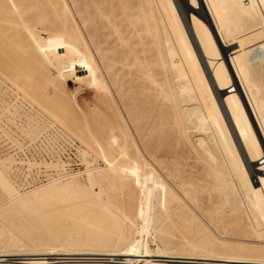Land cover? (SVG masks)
<instances>
[{"label":"rangeland","instance_id":"obj_1","mask_svg":"<svg viewBox=\"0 0 264 264\" xmlns=\"http://www.w3.org/2000/svg\"><path fill=\"white\" fill-rule=\"evenodd\" d=\"M145 1L150 5H145L143 16L146 20L140 27L144 38L139 47L143 63L140 79L135 82V77L126 76L123 88L118 87L117 77L107 69L91 36L95 27L84 23L75 0H63L61 4L69 9L68 17L57 15L50 6L35 9L31 6L19 9L0 6V176L14 189L11 195L0 185V255L27 254L16 257L19 259L50 257L45 260L48 263L57 262L56 258H67L71 262L66 264H78L82 263L79 260L91 257L86 254L95 253L100 255L98 258L120 254L116 251L121 247H115V242L126 229L123 215H130L138 222L137 205H140L145 217L155 216L152 204H156L159 196L153 180L156 175L161 176V181L183 201V212L179 215L174 214L176 204L165 207L173 249L205 231L217 241L233 243L232 247L264 249L263 137L260 138L262 144L259 142L250 154L254 165L237 173H253V179L247 183V189L251 187L249 192L255 198L252 201L244 189L246 177L235 175L234 168L219 149L226 133L225 119L216 116L210 131L189 130L186 119L189 107L184 98V90H187L191 103L204 119L207 106L213 108L222 100L214 99L189 45L191 39L200 40L209 35L210 26L221 21L230 32L226 33L228 38L236 41L233 48L239 53L240 67L247 75H256L262 81V88L254 99L259 115L264 117V18L257 3L254 0H168L165 8L162 6L165 0ZM39 3L44 4V0ZM231 3L237 10L240 7L245 10L242 24L235 27ZM173 13L176 14L175 21H171ZM67 18L73 22L69 20L65 24ZM171 22L174 28L170 29ZM66 25L78 29L83 47L71 43L72 33ZM147 28L152 30L151 36L147 34ZM104 38L100 36L98 42L107 49ZM210 43L211 38L205 47L215 77L223 85L226 66ZM78 48L82 51L84 48L90 55L94 70L98 71L107 88H79L81 83L75 82L79 64L69 59L60 61V57L74 56ZM228 71L234 78L233 71ZM149 73L156 78L157 87L145 80ZM65 82L71 83L70 88H65ZM232 116L242 118L239 110ZM92 135L101 147L92 141ZM113 135L118 142L111 146ZM202 138L206 139V146L198 143ZM123 151L128 156L122 155ZM111 162L114 165L110 168L107 164ZM131 163L141 166L142 172L134 176L127 173L126 168ZM88 172H93L96 178L99 173L106 174L102 191L95 182L92 189L98 195L89 204L76 202L61 219L55 214L56 205L47 207L44 204L43 212L36 216L29 213L30 210L14 209L17 194L33 193L54 184L64 185L72 177L76 178L75 185L91 190ZM148 200L152 203L150 208L146 205ZM47 203L53 205L54 202L48 200ZM105 204H111V213L97 207ZM93 215L99 220L95 227L98 233L114 243L105 248L96 247L104 251L72 250L60 243L50 244L47 249L30 246L32 239L47 240L49 233L63 232L68 226L91 225ZM47 223L54 224L53 229L48 230ZM90 230L91 226L87 231ZM9 240L18 241L20 245L11 248ZM151 249H155L152 244ZM133 253L148 255L144 246ZM209 253H194L187 248L184 252H172L155 259L201 264L208 261L194 259L215 257L219 260L222 257L220 260H237L230 257L241 255L246 257L241 258L242 261H252L247 259L264 257L260 253L241 254L235 249L221 247L214 257ZM8 262L0 261V264L28 261Z\"/></svg>","mask_w":264,"mask_h":264},{"label":"bare ground","instance_id":"obj_2","mask_svg":"<svg viewBox=\"0 0 264 264\" xmlns=\"http://www.w3.org/2000/svg\"><path fill=\"white\" fill-rule=\"evenodd\" d=\"M166 1L168 0H165L162 3V6H165V8ZM254 1L257 3L256 4L254 2L257 5V9H259L261 13L260 15L263 19L264 0ZM62 2L63 0H44V4H40L39 0H0V6L13 9H19V7L28 6H31V8L34 9L39 8L38 6H44L45 8L50 6L55 10V12H57V15H64L65 17H68L70 11L66 6L61 5ZM75 4L77 5V9L81 17H83L82 19L84 23L90 26L91 28H93L92 26L95 27V29L93 28L94 30H92L93 33H91V36L96 42L99 53L104 57L103 59L106 62L107 69L111 71V73L114 74L115 77H117L116 82L118 87L123 88L125 78H127L126 76L135 77V82L139 81L143 65L140 58L139 47L143 45L144 39L142 33L143 31L140 30V27L146 20L143 16V11L146 10L145 5L147 7L149 2L145 0H75ZM231 7L233 18H235V24H233V26L235 27V25L242 24V19L245 14V10L242 7H240L239 10L235 9L234 3H231ZM173 16L174 18L171 21H175L176 19V14H174ZM69 20L67 18V20H65V24H68ZM70 21L73 22L72 19ZM171 24L172 25L169 27L170 29L172 27L174 28L173 22H171ZM68 27L69 26H67V28ZM210 27L211 33L209 35L200 40L191 39L189 41V45L193 55L197 60L198 66L202 69L203 73L207 78V83H209V86L211 87V93L214 99H216V97H219L222 100L219 105H214L213 108L207 106V115L204 119L203 117H201L200 112L197 111L191 103L190 92L184 90V98H186L185 102L188 104L189 107L186 116V119L188 120V129H196L205 132L210 131V124L213 122L216 116L219 119H225L224 124L226 133L224 134L223 139L221 140L219 149L224 154L227 163L234 168L232 171L236 172L235 175L237 177H246L247 180L243 181L245 187L244 189L248 191L249 197L252 201H254L255 198H253L252 193L249 192L251 190V187L249 190L247 189V183L248 181H251L253 179V173L247 172L244 175L237 173L241 171L244 172V170H247L254 165L255 161L250 158V154L254 151L256 146L259 145V142L262 144V142L260 141L262 137L264 139V117L259 115L258 108L255 102L256 100L254 99V97L260 92V89L262 88V81L258 79L256 75H247L240 67L238 61L239 53H237L238 51L234 50L233 48L234 43L236 41H231L226 35V33L230 32L226 30L225 24L219 21L217 23L212 24ZM69 30L72 33V35H70L72 40L71 43L76 46L78 45L83 47L84 45L81 40L82 37H80L78 29L74 26L73 29L69 27ZM146 30L147 34L149 35L150 33H153L150 28H147ZM99 33H101V35H99ZM213 34H215V37L213 36ZM100 36L105 37L104 44H107V49H104L102 44L98 42V38ZM209 38H211L212 41V43H210L212 49L221 55V58L224 60L223 62L226 66L227 74L225 76L222 75L223 70L222 72L220 71L223 77V85H221L215 77V72L211 65L212 60H210L209 54L207 53V48L205 47V44ZM248 38L253 39L252 37ZM256 43H259V40L256 41L255 44ZM218 44L221 45V48ZM82 49L83 51L79 48L75 50L74 56L71 55L70 57L69 54L68 58L60 57V61L62 59H69L70 61L73 60L77 62V64H79V66L77 65L76 67L77 73L79 74H77L78 77L76 78V81L74 80L75 82L81 83L79 88H107L105 82L102 80L98 71L96 69L94 70L93 61L91 60L90 55L86 54L84 48ZM52 50L54 51L53 48ZM222 50L225 55L223 54ZM118 55L121 56L117 59ZM228 67L235 74V79L231 76L233 74L229 73ZM146 76L148 77L145 79L146 81L150 82L156 87L158 86L156 78L152 75V73H149V75L147 74ZM131 80H133V78ZM70 85L71 83L65 82L64 86L65 88H68ZM95 96L96 98L100 97L97 95ZM216 100L214 101L216 102ZM238 110L242 114V118H233L232 115H234V113ZM206 124L208 125V127H206ZM90 137H92L91 139H93V142L95 141V143H97L101 147V143L98 139H96L95 135H92ZM195 140L197 141V139ZM89 142L91 141L89 140ZM117 142L118 139H116L115 135H113V139L110 142L111 146H114L115 144H117ZM198 143H200L201 146L207 145V141L204 138L199 139ZM262 146H264V140ZM121 149H123V147ZM122 155L128 156V153L123 151ZM107 165L111 168L113 167L114 162H111ZM126 170L127 173H130L131 176H134L142 172V167L138 164L131 163V165L126 168ZM94 175L95 174H93V172H88V179L90 182L91 190H86V188H82L79 185H75L76 178L72 177V180L64 185L54 184L38 189L33 193H27L24 195L17 194L16 201L14 200V209H16L17 211L30 210L31 212L29 213H32L34 216H36V214H40L43 212L42 208L44 204H46L47 207L56 205L57 209L55 214L59 215V218L61 219V217L68 215V211L71 210V208L75 205L76 202L86 201L87 204H89V202L94 199V196L96 194L98 195V193H94L95 191L94 189H92V186H94L95 182L99 185V191H102V183H104L106 174L99 173L98 178H96ZM160 177L161 176L159 175L153 177L156 189L159 193L156 204L150 203L149 200L148 203L146 202L147 206H149L150 204L154 205L155 210L153 209L152 213L155 216H148L149 218L145 217V215L142 213L144 208L140 205H137L139 206V215H137L138 222H135L134 217L130 215H123L126 229L124 233L122 232V234L118 236V239L115 242V247H121V250L116 251L120 254L110 255L112 256V258H98L97 256L100 255H97L95 253L86 254L90 255L91 257L85 258L83 261L79 260V262L82 263L78 264H188V262H180L176 260L155 259L161 258L163 255L171 254L172 252H184L187 248L194 251V253L207 251V253L210 252L209 254L212 253L211 256H213L215 251L220 247L224 249L232 248L235 249V251L240 252L241 254L244 252L264 254V249L261 248L255 249L242 245L232 247L231 245L233 243L229 245V243L217 241L212 238L209 231H205L203 234L197 236V238H195L194 240L187 241L186 244H184L183 246L176 247L175 249H173L172 245L174 241L171 239L172 235H170V232L168 231L169 224L165 207L170 208L172 204H176L174 214L179 215L181 214V212H183V201L180 199V196L174 195V193L170 191L169 187L161 181ZM145 180L146 183L150 182L149 178L146 176ZM175 181L178 182L177 180ZM10 184L8 183V180L6 181L4 177L0 176V185L2 186L3 190L6 191V193L8 194L13 195L12 193L14 189ZM252 187H256V184H252ZM239 191H241V189ZM48 200H53V205H48ZM36 206H38L40 209L38 210ZM97 207L104 209L105 212L108 211V213H111V204L98 205ZM148 208H150V206ZM149 213L151 212L149 211ZM98 223V218L93 215L91 225L87 224L86 226H68L63 232L56 231V233H49L47 240L32 239L29 243L30 246H42L46 247V249L48 246H50V244L60 243L63 244L65 247L71 248L72 250L90 249L95 250L97 252H101L104 250L98 249L96 247L103 246L105 248L106 245H113L114 243L111 242L110 238L102 236L100 235V233H98L99 231H97L95 228ZM46 225L48 227V230L53 229L54 224L47 223ZM90 226L92 230L87 231ZM81 229L84 230L82 231ZM8 243L11 248H17L20 245L18 241L12 242L11 240H9ZM151 244L155 246V249H151ZM141 246L145 247V250L148 255L138 256L133 253L136 248ZM50 252L52 251L50 250ZM26 255L27 254H21L15 255L13 257H6L4 255H0V258H2L0 261H10V263L20 260L28 261L27 263L20 264H66L71 262L66 260L67 258H56L57 262L53 263L45 262V260H50V257L48 259L16 258ZM170 258L174 259V257L172 256ZM179 258L194 259L187 257ZM220 258L219 260H216L215 257L213 259L195 258L194 260L208 261L207 263L201 264H211L209 262H218L219 264V262L221 261L223 262L222 264H264V257L247 259H250L252 261H242V259L246 257H243L241 255L231 256L230 258L237 259H230L231 261L222 259L220 260ZM165 259L168 258L166 257ZM62 260H64L65 262H62Z\"/></svg>","mask_w":264,"mask_h":264}]
</instances>
